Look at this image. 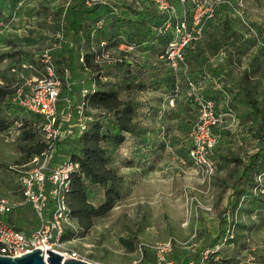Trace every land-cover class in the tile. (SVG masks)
<instances>
[{
	"label": "trees",
	"instance_id": "1",
	"mask_svg": "<svg viewBox=\"0 0 264 264\" xmlns=\"http://www.w3.org/2000/svg\"><path fill=\"white\" fill-rule=\"evenodd\" d=\"M11 4L10 0H0V29L2 23L10 19L6 8ZM69 4L61 22L56 21L52 27L55 32L62 25L66 36L61 48L54 51V59L63 81H72L75 60L78 61L80 79L86 81L83 88L88 89L83 97L89 119L84 130L73 129L58 141V147L61 142L65 143L66 157L78 163L71 173L66 195L71 224L66 228L64 240L85 234L95 217L105 216L121 201L126 187L124 167L151 165L165 149V143L153 138L152 127L144 122L146 104L138 97L139 92L162 89L169 97L187 94L185 112L192 119L190 127L197 115V105L194 96L188 93L185 77H181L180 90L176 92L177 77L161 58L172 33H159L153 29L164 16L151 0H126L124 3L106 0L93 4H87V0H70ZM237 4L238 0L221 2L214 16L207 20L202 39L187 45L184 50L189 75L198 86L197 93L214 98L222 110L231 107L237 116L251 121L253 125L248 127V132L261 141L254 153L230 156L219 153L223 160L231 158L240 163L242 170L232 184L233 196L228 201L227 235L222 239L224 232L219 231L216 242L208 245L214 247L221 243L210 255L213 264H231L228 251L235 248L234 241L237 240L232 224L235 227L245 225L242 222L244 216L249 219L261 217L264 222V48L257 46L255 51H250L255 39L246 36V31L239 32L237 27L245 25L233 12V6ZM185 6L191 11L194 4L188 1ZM100 19L103 24L98 26L96 23ZM215 20L220 25L219 34H209L206 39L208 25ZM102 40H106L111 49L121 42L132 43L146 55L142 60L133 59L128 57L129 51L121 60H107L100 56ZM221 52L225 53L222 57L218 55ZM40 54L19 56L14 58L13 64L0 69L3 80L0 110H4L3 106L8 107L7 113L0 115V130L17 134L25 163L45 148L44 118L13 100L21 79L12 68L17 66L20 70L26 61L42 69ZM80 56L84 59L80 60ZM152 110L157 113L158 108ZM10 114L13 119H9ZM215 162L218 168L216 159ZM123 240L132 246L130 239ZM226 246L227 258L221 257ZM146 257H149L148 252Z\"/></svg>",
	"mask_w": 264,
	"mask_h": 264
},
{
	"label": "rangeland",
	"instance_id": "2",
	"mask_svg": "<svg viewBox=\"0 0 264 264\" xmlns=\"http://www.w3.org/2000/svg\"><path fill=\"white\" fill-rule=\"evenodd\" d=\"M107 1L124 3L126 0ZM201 1L204 2L205 0ZM206 1L213 3L218 0ZM221 1L226 3L227 0ZM10 2L12 4L6 8V11L9 12L8 15H10V19H8L10 24L6 25L5 30L2 31L4 38H0V53L3 49L4 51L16 49V51L23 50L31 53H38L48 48L52 44L53 25L56 21L59 23L61 22L64 11L66 14L67 9H69L68 7H70V0H18L15 3L10 0ZM21 7L24 8L22 13L14 16ZM244 8L247 17L259 28V32L264 41V0H244ZM35 21H41V23L47 22V24L44 26L35 24L34 27H30L29 25L34 24ZM219 26L218 21L215 20L211 22L208 25V30L205 35L206 39L209 38V34L218 35L220 31ZM257 46L258 44L255 39L254 43L251 45L252 48L250 51H255ZM120 51L128 53L121 49L116 50L114 55L122 54ZM142 53H145V51L136 48L131 51L128 57L142 60L144 58L143 55H146V53ZM248 58L249 55L245 57V60H248ZM14 62L15 59H0V69ZM77 63L78 61L75 60V75L72 79L73 86L71 89L65 90L63 88L62 97L59 100L57 125L60 127L62 122H65L66 119H69V122L79 119L78 113L76 112L78 99H76L75 87L77 86V81H80L81 69L78 67ZM125 95L126 93H124V96ZM137 95L142 101H145V99H148L147 97L153 98L159 94L150 90L139 92ZM186 97L188 98L187 94H181L180 97L177 98V100L181 98L178 104L176 103V99L166 98L167 101H165L166 103L163 104V107L166 108L167 104L171 108L173 107L175 109L174 116L177 119H181L185 115L187 118H190L185 112L187 106H185ZM3 107L4 110H0V115L8 111V107ZM8 116L9 119H13L11 117L13 115L10 114ZM251 125H253L251 121L241 118V116H237L236 121H232L230 118L226 119L223 126L220 127L222 132H219L222 139L216 147L219 151H215L217 152L216 156L219 157L218 154L221 152L227 153L228 146H230L236 154L240 155L256 152L261 145V141H259L255 135L248 132V127ZM178 129L180 133L182 132L181 135L178 136V141L177 139H172L170 142L175 141V143H179L181 146H186L185 140L188 137L189 130L186 132L183 131L181 127ZM18 143L16 133L12 134L0 130V194L8 196L11 199L16 198V194L18 196L21 195L22 187L20 175L33 165L30 162H18V160L22 158ZM170 144L172 149L170 150L171 155L169 156L167 165L175 167V173L179 174L180 180L187 183V178L191 180L195 177L196 183L207 184L208 187H210L208 188L197 184V188H201L205 192H200V189L194 191V194L198 193L199 200L196 199L192 206L188 205L186 207L184 204L185 211H189L193 208V212H195L196 207V211H199V213L196 214L189 223V225L193 227L192 233L196 231L195 236L192 237L189 244L186 241L183 243L184 245L188 244L189 247H194L195 244L203 245L204 243L206 245H211L216 242L219 231L224 232V235L221 237L222 239L227 235L229 222H227V214L225 213L228 207V201L230 197L233 196V185L227 189V179H230L233 184L238 175V169L242 166L232 165L228 170L218 172V176L215 177L216 182L212 183L215 175L209 182H199L202 180V174L196 171L192 162L181 157L182 155L176 151L172 143ZM64 151L65 149L63 150V148L59 149L57 157L61 158L60 156ZM229 170H237L236 176L232 177V179L231 175L228 173ZM138 188V186H135L134 188H130L129 191L124 190V197L108 214L95 217L92 226L85 234L77 236L74 239H66L65 244L76 248L86 257L97 261H117L125 263L138 259L141 256L140 243H154L156 241L166 240L164 238L171 234L179 236L181 230L174 217H177V214L181 211L180 209L175 211L169 210V206L165 203V197H168V194L164 195L162 192L158 195L156 193L141 195V189ZM181 192L183 193V189ZM204 193L212 196V203H206L203 201L204 199L202 196H199ZM216 200L217 203L215 202ZM200 202L207 208L203 207V205L202 208H200ZM157 209L160 210V212H158ZM200 209L206 210L208 216L205 218L202 217ZM12 217L13 221L18 222L20 226L27 231L35 228L39 224L37 214L28 206L22 209V211L14 212ZM185 220L186 219H182L179 222ZM242 222H244L245 225L238 224V227L233 226V224L231 225L235 237L237 238V240L234 241L235 248H231V250L228 251V256L232 258L231 264H264V222L262 218L255 217L249 219L244 216ZM148 224L150 227H148ZM200 227H202L201 230ZM124 238L130 239L132 246L126 245L123 240ZM168 238H173L175 243L182 242L177 237L170 236ZM220 255L221 257L227 258V246L223 248ZM174 256L173 254H169V257Z\"/></svg>",
	"mask_w": 264,
	"mask_h": 264
},
{
	"label": "built area",
	"instance_id": "3",
	"mask_svg": "<svg viewBox=\"0 0 264 264\" xmlns=\"http://www.w3.org/2000/svg\"><path fill=\"white\" fill-rule=\"evenodd\" d=\"M105 1L87 0V4ZM151 1L164 16L160 24L153 25V29L159 33H172V39L161 58L167 62L177 77L175 91L180 90L181 77H185L189 87L188 93L194 96L197 105L196 118L185 140L187 156L196 171L202 174V181L209 182L217 171L213 151L220 141L219 131L222 130L220 127L228 118L236 121L237 114L231 107L227 111L222 110L217 106L214 98L197 93L198 86L189 75V64L184 50L187 45L202 39L207 20L214 16L218 5L223 1L218 0L213 3L206 0L204 2L201 0ZM188 1L194 4L191 11L185 6ZM233 12L245 25L246 36L254 37L258 46L264 48L259 28L245 15L244 0H238V4L233 6ZM96 24L101 26L103 20L100 19ZM52 34V44L40 54L42 69L26 61L22 63L20 70L17 66L12 68L21 79L13 100L18 105L43 115V135L46 145L43 151L30 161L33 165L20 175L21 197L11 199L0 195V253L17 256L34 248H41L46 259L48 256L46 248H50L61 253L64 258H82L96 264H175L169 257V252L175 244L173 238L154 243H140L141 256L125 263L97 261L65 244L66 228L71 224L66 195L70 187L71 173L78 167V163L68 157L62 161H55L58 141L73 132L72 127H67L63 131L57 125L62 89L64 87L65 90L71 89L73 83L63 81L59 76L54 59V51L61 48L66 40L62 25ZM100 46L102 48L100 56L110 61L121 60L126 54L120 51L122 54L114 55L116 50L123 49L129 52L135 49L134 44L127 42H121L117 48L111 49L107 47L106 40H102ZM218 55L222 57L225 53L221 52ZM83 59L84 57L80 56V60ZM26 69H31V72L27 73ZM1 83H3L2 79H0ZM87 90V88L82 89V97L76 105L79 132L85 129L89 119L86 113L88 106L83 97ZM24 206H30L39 219V224L28 231L18 228L9 220L10 213ZM229 213L230 211H227L225 214L229 215ZM74 238L76 237L72 239ZM220 246L221 243L215 244L214 247L208 246L197 256L190 257L184 264H213L210 255ZM146 252L149 257H146Z\"/></svg>",
	"mask_w": 264,
	"mask_h": 264
},
{
	"label": "crops",
	"instance_id": "4",
	"mask_svg": "<svg viewBox=\"0 0 264 264\" xmlns=\"http://www.w3.org/2000/svg\"><path fill=\"white\" fill-rule=\"evenodd\" d=\"M23 10H24V8L21 7L19 9V11L15 13L14 16L21 14ZM8 21L9 20L2 23V26L0 29V32H1L0 38H4L2 31L5 30L6 25L10 24ZM32 23H34V22H32ZM35 24L44 26L45 24H47V22L41 23V21L40 22L35 21L34 24H32V25L30 24L29 26L34 27ZM27 26H28V24H27ZM237 28L239 29V32H243V31L245 32L246 31V28L244 26H242L241 24ZM2 40H5V39H2ZM30 54H31V52L23 51V50H17L16 51V49H13L11 51H4V49H3V51L0 53V59H7V58H9V59L16 58L17 59L19 56L30 55ZM142 54H145V53H142ZM27 71L31 72V69L27 70ZM76 84H77V86L75 87V92H76V96H77L76 99H78V102H79V100L82 97V89H83L84 85L86 84V81H85V79H80V81H77ZM145 91H150V90H145ZM151 91H155L159 95H157L156 97H153V98L147 97L148 99H145L144 103L146 104V107H145L146 113H145V117H144V122L152 127L153 130L151 131V136L153 138L160 140V141H163L165 143V149L163 151H161V155H160V158L158 159V161L154 162L151 165H149V164L131 165V166H126L123 168V171L126 174L125 191H129L130 188H134L135 186H138L141 189V192H140L141 195H143V194L150 195V194H155V193L158 195L159 193H162V192L164 193V195L168 194V197H165V203L169 206L168 207L169 210L175 211L177 209H180V211H181L179 214H177L178 215L177 217H174V219L177 222V225L179 226V228L181 230L180 235L177 236V235L171 234L168 237H170V236L177 237L178 239H180L182 241L179 243L178 242L175 243L174 249H172V251L169 252L170 254H173L175 256L170 257V258L174 261L175 264H184L187 262V260L190 257L197 256L198 254H200V252L204 248L208 247V245H206L205 243L203 245L195 244L194 247H189V245H188L189 242H191L192 237L195 236V234H196V231L192 233L193 227H191L189 225V223L192 221V218L195 217V215L199 213V211H196V207H195V212H193V208L189 211L184 210V204L186 205V207L188 205L192 206V204H194L196 199L199 200L198 193H196L197 194L196 195V194H194V191H197L200 189V192H205L201 188H197V186L200 185V186L208 187V185L207 184L204 185L201 183L199 184L198 182L196 183L195 177H193V179H191V180L187 178V183H185L184 181L180 180L179 174L175 173V167H170L171 165H167L168 160H169V156L171 155L170 150L172 149V147L170 146L171 145L170 143H172V145L175 146L176 151H178L182 155L181 157H184L186 160L190 161L188 159V156H187L186 147L181 146L179 143H175V141H172V142H170V141L172 139L173 140L177 139V141H178V136L181 135V133H182V132L180 133L178 128L181 127V129L183 131L187 132V130H189L192 119L187 118L186 115L181 119H177L174 116V110L175 109L173 107L171 108L168 104H167L166 108L163 107V104H165L166 103L165 101H167L166 98H171V99L174 98L177 100V98L180 97V95L169 97L167 95V93L164 92V90H162V89L151 90ZM60 99H61V97H60ZM180 99L177 100V102H176L177 104L179 103ZM185 100H186V98H185ZM185 106H186V104H185ZM153 108L154 109L158 108L157 113H154V111L152 110ZM68 120L69 119H66L65 122H62V124H61L62 130L64 131L67 127H72L73 129L78 130V119H75V120L72 119L73 120L72 122H69ZM179 124H180V126H179ZM170 129H173V130H170ZM63 137H65V136H63ZM221 139L222 138L220 137V141H221ZM58 148L64 149L65 143L61 142L59 144ZM217 152H219V151L217 150ZM217 152H214V154L216 157L215 159L218 163V168H217V171L215 173V176H214L212 183L216 182L215 177L218 176V172L228 170V168H230L232 165L242 166L240 163L238 164V163L232 161L231 158H227V160L221 159L220 157L216 156ZM233 153H235V151H233L230 148V146H228L227 147V155L230 156ZM21 156H22V158L19 159L18 162L25 163L22 153H21ZM60 157L61 158H58L57 154H56L55 155V161L58 162V161H62V160L67 158L65 153H62ZM240 170H242V167H240L238 169V172H237L238 174H239ZM168 171H171V172H168ZM236 171L235 170H229L228 171L229 175H231V179H232V177L236 176ZM199 182H202V180ZM231 186H232V183H231L230 179L229 180L227 179V189L230 188ZM208 188H210V187H208ZM182 189H183V193L181 192ZM0 195H3V194H0ZM199 196L200 197L202 196V198L204 199L203 201H205L208 204L212 203V201H213L212 196L206 195V193L200 194ZM15 197L16 198H13V197L12 198L13 199H19L21 197V195L18 196L16 194ZM215 202L217 203V200ZM202 205L203 204L200 202V205H199L200 208H202ZM26 207L27 206H24V207L14 211V212L22 211V209H24ZM28 207L31 208L30 206H28ZM203 207H205V205H203ZM205 208H207V207H205ZM157 211L160 212V210H158V209H157ZM14 212L10 213V215H9L10 219L9 220L14 224L20 225L18 222L13 221L12 215ZM200 212H202L201 213L202 217L205 218L206 216H208L207 215L208 212L206 210L200 209ZM182 219H186V220L179 222ZM148 227H150L149 224H148ZM201 228L202 227H200V230H201ZM213 235H214V233H213ZM213 235H211V236H213ZM168 237H165L164 239H167ZM184 241L188 242V244L184 245V243H183ZM205 242H206V239H205ZM192 243H191V245H192ZM108 262H110V261H108Z\"/></svg>",
	"mask_w": 264,
	"mask_h": 264
},
{
	"label": "water",
	"instance_id": "5",
	"mask_svg": "<svg viewBox=\"0 0 264 264\" xmlns=\"http://www.w3.org/2000/svg\"><path fill=\"white\" fill-rule=\"evenodd\" d=\"M46 251L48 252L46 259L41 248H34L17 256L0 253V264H96L82 258H64L61 253L50 248H46Z\"/></svg>",
	"mask_w": 264,
	"mask_h": 264
}]
</instances>
